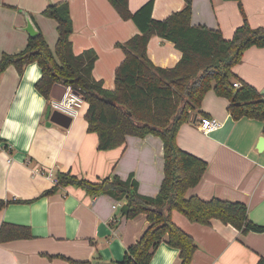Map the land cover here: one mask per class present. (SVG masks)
<instances>
[{"label":"crops","instance_id":"0c3cea01","mask_svg":"<svg viewBox=\"0 0 264 264\" xmlns=\"http://www.w3.org/2000/svg\"><path fill=\"white\" fill-rule=\"evenodd\" d=\"M63 0H0V58L15 54L29 38L23 30L26 11L54 50L57 40L55 20L41 14L49 4ZM72 21L70 41L75 54L92 50L96 54L92 76L105 89L114 88L116 67L124 58L117 43H124L138 32L131 20L119 17L108 0H66ZM148 0H128L131 12ZM251 27H264V0H240ZM184 6L183 0H153L152 17L164 19ZM243 22L235 0H193L191 23L221 31L230 39ZM147 55L155 66L173 67L181 57L174 45L153 36ZM20 74L15 66L0 74V133L12 132L13 139L0 134V200L8 201L0 209V225L10 223L31 229V237L0 242V264H101L117 263L128 245L136 242L149 222L145 214L126 218L121 213L125 200L106 194L91 195L78 186H60L38 170L50 171L54 177L70 172L92 182L118 176L132 177L137 191L155 196L163 177L162 142L156 136H127L115 148L98 150V136L87 130L84 103L67 127L46 125L49 100L35 88L41 72ZM234 76L255 87L264 97V47H250L239 63L232 67ZM34 81V82H33ZM34 94H37L34 96ZM43 111L33 116L34 99ZM229 102L209 90L200 110L182 124L177 145L207 161L200 182L187 195L203 199L217 197L240 201L247 206L248 219L264 224V138L263 122L240 118L234 120L227 111ZM200 117H214L221 127L210 133L200 131ZM10 122V123H6ZM21 125L15 134L12 125ZM31 128L32 131H26ZM10 159V162H8ZM171 219L190 235L197 248L190 264H256L264 257V231L241 233L230 224L212 220L202 225L188 220L176 210ZM178 249L161 242L149 264H179Z\"/></svg>","mask_w":264,"mask_h":264},{"label":"trees","instance_id":"16d2710c","mask_svg":"<svg viewBox=\"0 0 264 264\" xmlns=\"http://www.w3.org/2000/svg\"><path fill=\"white\" fill-rule=\"evenodd\" d=\"M108 1L121 19L131 20L138 30L124 43H117L124 58L115 69L113 89H105L101 81L93 78L96 54L92 50L73 52L72 21L66 0L49 4L41 12L56 22L54 50L49 48L39 30L35 37L29 36L20 52L1 55L0 74L9 66H15L21 74L26 65L36 63L41 75L35 88L48 100L54 84L69 85L87 105L84 118L87 130L98 136V150L115 148L123 144L127 136L158 137L163 149V177L159 190L155 196L140 194L132 177L123 180L113 176L92 182L70 172H60L57 185L45 193L60 186H78L91 195L106 194L115 200H125L121 213L126 218L145 214L149 222L147 228L136 242L126 247L118 264H149L163 241L178 249L179 264H190L197 245L172 221L173 210L202 225L219 220L243 234L263 232L264 224L251 222L247 206L240 201L217 197L203 199L186 194L202 179L207 161L181 149L176 136L181 125L191 120L193 114L205 115L200 107L209 90L228 100L227 111L232 119L245 117L264 123V97L232 72L246 49L264 47V27L250 26L240 0L235 1H238L243 22L230 39H225L218 29L191 23L193 0H183V8L164 19L152 17L153 0L134 12L129 10L128 0ZM153 36L171 42L180 51L181 57L173 67L155 66L149 59L147 45ZM236 80L238 87L233 86ZM6 203L8 201L0 200V209ZM30 237L28 226L0 225V242ZM256 264H264V257Z\"/></svg>","mask_w":264,"mask_h":264},{"label":"built area","instance_id":"2783aa9c","mask_svg":"<svg viewBox=\"0 0 264 264\" xmlns=\"http://www.w3.org/2000/svg\"><path fill=\"white\" fill-rule=\"evenodd\" d=\"M64 86L65 92L62 98L60 100L50 98L48 107L51 111H58L73 119L78 115L84 104V100L79 94L75 93L69 85ZM233 86L238 87L239 82L237 80L233 81ZM196 126L200 131L207 134L219 129L221 127V122L214 117H200ZM8 162H10V159H8ZM38 173L46 175L54 183L58 182V179L54 177L50 171L38 170Z\"/></svg>","mask_w":264,"mask_h":264},{"label":"water","instance_id":"95a60500","mask_svg":"<svg viewBox=\"0 0 264 264\" xmlns=\"http://www.w3.org/2000/svg\"><path fill=\"white\" fill-rule=\"evenodd\" d=\"M20 12L24 15L25 18V26L23 27V30H25L30 37H35L36 35H38L39 29L36 26L35 22L33 21L31 15L23 10H20ZM64 92H65V86L63 84H58V83L54 84L50 91V97L56 100H60ZM45 119L47 121L46 125H49L50 123H56L63 127H67L71 122V118L58 111H51L49 107L47 109ZM263 145H264V138H261L259 140V146L257 148L260 150ZM101 264H117V263L104 262Z\"/></svg>","mask_w":264,"mask_h":264},{"label":"clouds","instance_id":"9594fccd","mask_svg":"<svg viewBox=\"0 0 264 264\" xmlns=\"http://www.w3.org/2000/svg\"><path fill=\"white\" fill-rule=\"evenodd\" d=\"M37 67L38 66L35 65V64L30 65L26 71H35L37 69ZM36 95L37 94H34V96H36ZM33 103H34V108H33V111L31 113H29V116L30 117L33 116L36 112L43 111V108H42V98L40 100V103H37L35 99H34ZM6 123H10V122H6ZM12 127L15 130V134L18 135L20 133V130H21V125H19V123L17 122L15 124H13ZM26 131H32V129L29 128ZM0 134H2L5 139L12 140L14 138L12 132L4 131L3 133H0Z\"/></svg>","mask_w":264,"mask_h":264}]
</instances>
